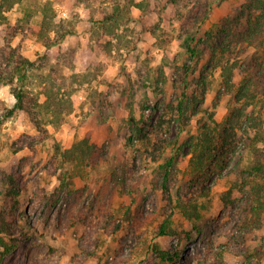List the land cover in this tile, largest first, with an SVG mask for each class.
<instances>
[{
    "label": "rangeland",
    "instance_id": "1",
    "mask_svg": "<svg viewBox=\"0 0 264 264\" xmlns=\"http://www.w3.org/2000/svg\"><path fill=\"white\" fill-rule=\"evenodd\" d=\"M45 2L74 26L49 49L30 30ZM175 2L21 0L3 13L0 49L32 63L26 89L72 109L38 131L23 112L7 115L15 99L0 83V168L19 173L23 228L0 264H264V0ZM83 139L94 154L64 155ZM202 186L211 193L190 221L177 200ZM1 206L11 207L3 196ZM167 216L174 235L159 237Z\"/></svg>",
    "mask_w": 264,
    "mask_h": 264
},
{
    "label": "trees",
    "instance_id": "2",
    "mask_svg": "<svg viewBox=\"0 0 264 264\" xmlns=\"http://www.w3.org/2000/svg\"><path fill=\"white\" fill-rule=\"evenodd\" d=\"M20 2L21 0H2L0 3V19H4L5 16L3 13L5 11L12 9ZM175 3L178 5L177 0ZM41 15L40 24L30 26V30L32 35L37 37L46 49H49L56 41L74 32V26L72 24L66 20H57L56 12L49 2H45L41 7ZM26 21H29V18L26 19ZM22 27L26 28L27 26ZM51 34L54 35V38H52ZM194 39L193 36L190 38L191 41H194ZM242 43H244V40L241 41V45ZM189 50L192 52L191 47H189ZM223 51L226 52L227 48ZM31 65L32 63L24 58L17 48L12 49L10 53L0 49V83L10 85L15 99V104L12 108L7 110V115L10 117L21 111L38 131L44 132L46 124H59L63 111L68 109V107L72 109V102L71 100H67L64 105L62 101L53 99L49 94H44L45 99L42 100V92H32L26 89L21 80L26 78V73ZM222 68V83L227 88H231L233 85L231 79L234 74V64L228 60L223 64ZM49 91L51 92L52 90L49 89ZM192 98L193 96L187 92V87L185 86L177 105L178 113L182 117L187 115L188 102H190ZM230 138L231 134L228 131L225 132L221 144L217 147V166L223 163V160L227 157L229 152L228 146L230 145L228 140ZM94 152L95 148L89 144V140L83 139L75 143L71 149L64 152V155L76 156L81 160H85L87 157H90L91 154H94ZM169 173L170 169H165L163 178L164 184L168 180ZM21 189L19 173L14 169L6 170L0 168V196L8 200L11 205L10 208L4 206L0 207V249L4 247L6 251L14 249L22 239L21 232L23 228H18L13 212L19 203L18 196L21 193ZM210 193L211 187L202 186L198 190L193 191L190 195L186 194V196L177 200V208L188 220H198L201 217V210L204 208L202 201L207 199ZM170 199L171 198H169V200ZM258 209L264 210V205ZM157 235L159 237L174 235L171 216H167L163 222L159 224ZM153 250L163 259L169 256V253L160 250L157 244L153 245ZM183 252L186 253V250ZM2 253L4 254L5 252ZM85 253L90 255L89 251L85 250ZM218 257L221 259L222 255L219 254ZM119 260L120 261H115L114 264H121L124 262L122 258ZM170 261L173 262L174 260L172 259ZM185 264H192V259L190 256L188 257V255L186 256Z\"/></svg>",
    "mask_w": 264,
    "mask_h": 264
}]
</instances>
